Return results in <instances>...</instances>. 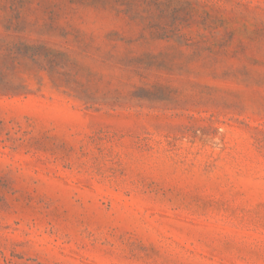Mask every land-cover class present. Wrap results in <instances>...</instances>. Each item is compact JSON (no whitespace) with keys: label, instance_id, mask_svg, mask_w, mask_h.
I'll use <instances>...</instances> for the list:
<instances>
[{"label":"rangeland","instance_id":"1","mask_svg":"<svg viewBox=\"0 0 264 264\" xmlns=\"http://www.w3.org/2000/svg\"><path fill=\"white\" fill-rule=\"evenodd\" d=\"M0 264H264V0H0Z\"/></svg>","mask_w":264,"mask_h":264}]
</instances>
